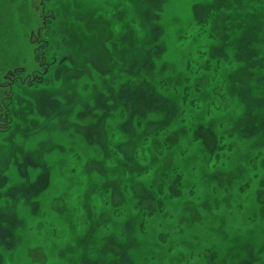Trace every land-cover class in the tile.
<instances>
[{
	"label": "rangeland",
	"instance_id": "374dc122",
	"mask_svg": "<svg viewBox=\"0 0 264 264\" xmlns=\"http://www.w3.org/2000/svg\"><path fill=\"white\" fill-rule=\"evenodd\" d=\"M0 264H264V0H0Z\"/></svg>",
	"mask_w": 264,
	"mask_h": 264
},
{
	"label": "trees",
	"instance_id": "16d2710c",
	"mask_svg": "<svg viewBox=\"0 0 264 264\" xmlns=\"http://www.w3.org/2000/svg\"><path fill=\"white\" fill-rule=\"evenodd\" d=\"M217 60L216 58H214V61ZM211 61V60H210ZM209 61H206L205 65L208 64ZM217 65V64H216ZM188 79H185L182 84V87L181 86H178V90L177 91H174V94L177 98H175V96H173V99H177L179 100L182 104H186L188 103L189 107H191L194 103H196L198 100H200L199 97H196L197 95H192V89L189 88V84L187 83ZM161 83V88L164 87V84L162 83V81L160 82ZM175 87L172 88V90H174ZM189 89H190V92H189ZM220 90V84L216 87H212V90L210 91L211 93H213V96L215 97H220V93H217V91ZM168 89H165L164 92H167ZM210 98V101L208 102V104L206 105L207 106H212L214 104H217L218 101L215 100L214 98L215 97H210V95L208 96ZM214 109L212 111H208L209 109L206 108V111H205V118L208 119L210 118V115L212 114V112L215 110V112H220V108H215L213 107ZM179 113H184L183 109L181 110V112ZM180 114V116H181ZM140 120V119H139ZM212 121V120H211ZM182 122V121H181ZM164 128H155L151 131H148L146 128L142 129L141 131H138L139 134H143V140L142 141H146V139H148V137H151L152 138V141H151V144H152V148H156L157 149V152L158 153H161L163 152L161 149L162 147H164L165 145H168L167 144V141L165 140V137H159L158 135L161 133L159 132L160 130H162ZM159 132V133H158ZM235 141H240L241 138L239 135H237L235 137ZM144 141V142H145ZM143 142H141V145L138 143L136 145H134V151L132 152V156H133V159L135 161V174H134V177L133 179L135 180V182L139 183L140 185H143V189H142V193H140V200L141 203L142 201L146 202V205L145 206L143 203L142 204H136V210H137V213H139V217H141L139 220H138V226L139 228L141 229L143 226H144V223H145V219H146V216H152L154 215L155 213H161L162 212V207H163V198H162V195H163V184H160V182H158L157 184V189H152V187L150 185H145V184H142L144 180H147L146 176H147V173L149 172L148 168H147V165L148 163L146 162L145 165L144 162L142 161V158H136L138 155V153L136 152V149H140V148H143ZM226 147V145H225ZM230 147V145L228 146ZM223 148V147H222ZM145 149V148H144ZM170 149V148H169ZM114 150V149H113ZM116 151L117 153V150H114ZM136 156V157H135ZM212 157H214V155H211ZM221 157L219 156H215L214 159V162H215V166L217 165V160L219 159L220 160ZM210 162V161H209ZM146 168V169H145ZM166 172L164 171H161L159 175L162 176V178L164 179V181L167 179V174H165ZM173 177L171 179H169V185H168V191L169 193L171 194L172 192H174L176 195H181V189H182V182H181V175L180 174H177L175 171L173 172ZM146 178V179H145ZM153 210V211H151ZM151 211V213H150ZM154 212V213H153ZM138 217V216H137Z\"/></svg>",
	"mask_w": 264,
	"mask_h": 264
}]
</instances>
